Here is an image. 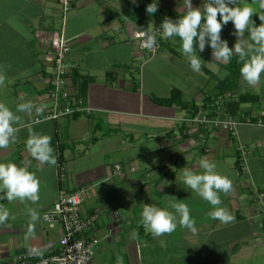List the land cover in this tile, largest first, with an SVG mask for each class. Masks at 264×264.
<instances>
[{
  "label": "crops",
  "instance_id": "crops-1",
  "mask_svg": "<svg viewBox=\"0 0 264 264\" xmlns=\"http://www.w3.org/2000/svg\"><path fill=\"white\" fill-rule=\"evenodd\" d=\"M69 1L71 8L64 12L61 0H0V74L5 76V83L0 85V102L13 111L18 103L27 101L43 106L42 113L20 115L35 131L52 137L57 158L62 146L64 159L62 163L58 159L55 166L39 165L25 150L27 128L20 131L16 144L0 150V163L28 164L41 184L40 199L35 204L8 202L0 193V205L15 217L0 226V264L28 253L30 247L43 248L44 253L55 251L61 230L49 229L42 214L57 200L61 188L80 187L86 188L83 213H98L100 217L94 234L101 243L92 264H118V259L119 264H190L195 261L189 258L190 254L197 252L193 251L192 240L198 238L205 245L212 234L216 237L211 246L216 261L208 259L212 264L226 257L228 262L224 264H250L253 259L264 257V125L240 124L233 134L191 120L201 111L220 119L264 120V75L258 90L240 78L235 89L221 94L227 88L223 81L236 68L232 64L238 58L233 56L228 64L217 62L210 46L206 45L200 53L198 45H194L203 60L201 72H194L183 54L177 57L178 53L171 51L164 57L166 62L180 61L183 85L162 81L154 65L162 57L158 56L162 46L157 40L162 33L155 36V54L143 48L142 38L136 36L151 34L159 26L157 17L147 24L137 23L126 16L133 6L130 3L132 7H125L123 0ZM152 2L143 0L134 6ZM192 3L200 6L203 0ZM182 7L183 0H162L158 11L169 10L180 16ZM62 28L71 45L67 63L73 74L86 81L83 92L73 76V88L93 108V113L37 122L52 106L48 51L53 32ZM223 31L221 38L233 47L234 31ZM174 39L170 43L178 46ZM175 89L181 91L182 103H159L171 97ZM244 94L257 100L242 103L232 109L234 114L228 113L226 104L238 102ZM204 157L233 183L228 201L222 200L223 207L235 217L231 223L211 219L207 215L212 210L210 204V210L195 211L183 199L193 191L179 180L182 168L199 171L196 166ZM117 163L123 166L118 175ZM176 199L188 205L197 232L178 226L171 234L153 237L145 231L140 223L144 204L168 208L169 202ZM29 207L40 216L34 240L25 239ZM229 229L233 234L225 232ZM238 230L243 231L240 236ZM249 246H257L262 252H253Z\"/></svg>",
  "mask_w": 264,
  "mask_h": 264
},
{
  "label": "clouds",
  "instance_id": "clouds-1",
  "mask_svg": "<svg viewBox=\"0 0 264 264\" xmlns=\"http://www.w3.org/2000/svg\"><path fill=\"white\" fill-rule=\"evenodd\" d=\"M136 4V0H131ZM258 5V7H255ZM158 11V3L153 0L146 7L151 16ZM182 16L173 20L165 17L159 29L164 39L179 38L182 54L187 58L190 68L200 73L202 59L197 54L205 51L206 45L212 50L214 61L228 64L233 56L238 58L241 65L240 77L246 85L259 89L264 75V0H203L200 6H193L192 0H183ZM258 15L260 24L257 25L253 16ZM231 22L236 37L233 47L221 38L223 28ZM247 33V39L245 38ZM147 44L151 47L156 40L155 35L146 34ZM5 83V76L0 74V85ZM42 113L43 106L37 107L31 101L18 103L15 111L7 104L0 102V150H6L18 142L19 133L27 128L28 136L25 150L39 165L55 166L58 162L52 146V137L35 131L28 125L20 114L32 115L33 112ZM199 171L184 167L179 180L186 188L191 189L201 199L212 206L208 216L222 223H231L235 217L227 208L221 206V193L228 195L233 191L230 178L217 172L216 164L207 157L201 158L196 166ZM177 179V177H176ZM40 180L34 171L29 170L28 164L15 162L0 163V193L8 202L29 201L33 204L40 199ZM168 208L174 210L169 211ZM168 208H160L152 204H144L140 223L153 237L171 234L177 227L185 228L192 233L197 232L195 220L190 215L188 205L181 200L170 201ZM29 223L25 239H36L35 225L40 219L37 210L27 209ZM10 216L7 208L0 205V226H4ZM46 219V217H45ZM135 235V233H134ZM29 255L42 257L44 249L30 247ZM119 264V259H118Z\"/></svg>",
  "mask_w": 264,
  "mask_h": 264
},
{
  "label": "built area",
  "instance_id": "built-area-1",
  "mask_svg": "<svg viewBox=\"0 0 264 264\" xmlns=\"http://www.w3.org/2000/svg\"><path fill=\"white\" fill-rule=\"evenodd\" d=\"M64 12L70 8L68 0H61ZM159 28L154 29L153 35L160 34ZM138 38H142V47L156 53L157 42L149 47L146 35L138 33ZM71 52V45L67 39L64 28L52 34L51 50L48 55L51 59L52 71L50 72L49 97L52 106L48 113L37 122L58 120L61 117L74 115L77 113L92 114L93 108L86 103L84 98L77 95L73 88V72L67 61ZM191 120L199 125H210L220 127L236 133V128L240 124L264 125L263 119L253 120L245 118L240 120L220 119L214 117L207 111L197 112ZM245 153V146L241 147ZM123 171L120 163L115 164L116 174ZM85 187L75 190L61 188L57 200L42 214V219L49 229L60 228L61 235L58 240V248L53 252H47L42 257H35L29 253L19 254L6 259L8 264H92L101 239L94 231L99 222V214L86 215L82 206L85 200ZM46 217V219H45Z\"/></svg>",
  "mask_w": 264,
  "mask_h": 264
},
{
  "label": "rangeland",
  "instance_id": "rangeland-1",
  "mask_svg": "<svg viewBox=\"0 0 264 264\" xmlns=\"http://www.w3.org/2000/svg\"><path fill=\"white\" fill-rule=\"evenodd\" d=\"M69 1V0H68ZM127 1V0H126ZM125 1V3H123L124 2V0H123V2H121L123 5L125 4V7H127V6H129L130 5V3H131V5L132 6H134V4L131 2V0H129V2L127 1L126 2ZM143 0H136V3H140V2H142ZM70 3H71V1H69ZM251 2V0H249V3ZM157 3L159 4V5H161L162 4V0H157ZM71 5V4H70ZM130 5V6H131ZM131 6V7H132ZM255 7H258V5H255ZM166 12H167V14H169V10H166ZM261 14H264V13H261ZM68 15H69V13L67 14V16H66V18H65V24H66V20L68 19ZM180 16H182V15H180ZM167 17H170V18H172L173 20H175V19H178L179 18V15L178 16H171V15H168ZM253 20L255 21V23L258 25V21H260L259 20V18H258V15H254L253 16ZM158 23H159V26H157L156 28H159L160 27V25H161V23H162V21H158ZM150 28V27H149ZM148 28V29H149ZM233 30V31H235V29H234V26H233V24L231 23V22H229L224 28H223V30ZM222 30V34H224L225 32ZM153 31H154V29H153ZM54 33V32H53ZM152 33V32H151ZM245 38L247 39V33H245ZM157 40H158V42L160 43V46H162V51H160L159 50V53H158V56L160 57V55L162 56L161 58H157V60H156V62H155V64L154 65H156V68H157V71H158V76H159V78L158 79H161L162 81H166L167 80V82H172V81H174L173 83H174V85H176V86H182L183 85V78H181V74L183 73V69H182V67H181V63H180V61H168V62H166L167 61V59H165V57H164V55L165 54H169V52H174V51H176L177 53H178V56L177 57H179V55L180 54H182V51L180 50L181 49V41L179 40V38H175L174 39V42L178 45V46H175L174 45V43L172 42V44L170 43V40L171 39H164L163 37H162V34H160V35H158V37H157ZM176 41H178V42H176ZM172 49V50H171ZM163 54V55H162ZM165 59V60H164ZM236 61H238V60H236ZM175 64H174V63ZM235 63L236 62H234V65H235ZM181 64V65H180ZM175 65L178 67V69L175 67ZM203 65V64H202ZM211 68L213 69V71L214 72H216V69L214 68V65H212L211 66ZM237 70V69H236ZM137 78H140V76L139 77H137ZM157 80V79H156ZM72 82H73V80H72ZM73 87H74V85H73ZM250 93H252V92H250ZM218 172L221 174V171H219L218 170ZM221 195V200H223V199H225L226 201H228V196L230 195V193L228 194V196L227 195H224L223 193H221L220 194ZM183 199H184V201L185 200H188L189 201V204H190V206L191 207H193L194 206V210L195 211H197V210H205V209H208V210H210L209 209V207H207L208 205H209V203L208 202H206V201H204L203 199H201L195 192H190L189 194H188V196L187 197H183ZM221 206H223V205H221ZM191 211H193V209L191 208ZM190 214H192L191 212H190ZM207 215H208V212H207ZM99 222H100V220H99ZM233 230L232 229H229V230H227V231H225V232H227V234H230V232H232ZM236 232H237V229H236ZM238 232H239V236H240V233H242L243 231L241 230H238ZM232 234H233V232H232ZM213 235V234H212ZM211 235V237L209 238H207L206 239V241H205V245H202L201 244V241H199V239L198 238H195L194 240H192V242H193V244H195L194 246H193V248H194V250L193 251H197V252H195V254H190V256H189V258L191 259H195V261L194 262H191L190 264H212V262L211 261H208V259L211 257H213L215 254L211 251L212 250V248H211V246H213V243L212 242H214V240H215V238L216 237H214V236H212ZM198 242H200V244L198 243ZM199 248V249H198ZM211 248V249H210ZM220 248V247H219ZM222 248V247H221ZM251 251H253V252H258V253H261L262 252V250L260 249V248H258L257 246H249L248 247ZM218 250V249H217ZM198 251H199V255H198ZM221 252V255H223L224 256V252H222V251H220ZM218 256H220V255H218ZM198 257V258H197ZM210 258V259H211ZM224 258V257H223ZM222 258V259H223ZM262 258H264L263 257V255H261V256H259V257H257V258H255V259H253V261H251V263L250 264H261L262 263ZM213 259V262H215L216 260L214 259V258H212ZM226 260H223V261H221V262H217L218 264H224L225 262L224 261H226V262H228V257H226L225 258ZM216 263V264H217ZM214 264V263H213Z\"/></svg>",
  "mask_w": 264,
  "mask_h": 264
},
{
  "label": "trees",
  "instance_id": "trees-1",
  "mask_svg": "<svg viewBox=\"0 0 264 264\" xmlns=\"http://www.w3.org/2000/svg\"><path fill=\"white\" fill-rule=\"evenodd\" d=\"M147 5H143V6L135 5V6H133L129 11L126 12V16L129 17V19H132L133 21H135L137 23H140V24H147V23H149V21L153 17H157L158 21L160 22V21H163L164 18L167 17L168 15H171V16H174V17L175 16H178L177 14H175L172 11H169V14L163 13L161 11H157L155 14H152L150 16L146 12ZM259 24H260V21H258V25ZM235 65H236V68H234L232 70L231 75L227 78V80L223 81V85H226L227 88L226 89H223L221 91V94H223L226 91L235 89L238 86V84H239V79L241 78L240 77V73H239V69H240V66L241 65L238 62ZM232 66H234V64H232ZM75 74L76 73L73 74V76L75 78L74 81H75L76 84L79 83L78 85H80L82 87V90L84 89L83 90V92H84L86 90V87H85V82L86 81L83 80V78H80V76L78 74H76V75ZM77 79H80V81L78 82ZM256 100H257V98L255 96L244 94V95H242L240 97V99H239L238 102H232V103L231 102H228L226 104L227 112L228 113H230V112L232 113L233 110L234 109H238L242 103L256 101ZM175 101L176 102H179V103H182V101H181V91L180 90H177V89H175L172 92L171 97L165 98V99H161V100H159V103H161V104H168L169 105V104L174 103ZM196 110H198V109L196 108ZM232 114H234V112ZM62 151H63L62 150V146H60L59 147V151H58L59 152L58 159H59L60 163H62V161L64 160L63 159V155H62ZM44 255H45V253H43V256Z\"/></svg>",
  "mask_w": 264,
  "mask_h": 264
}]
</instances>
